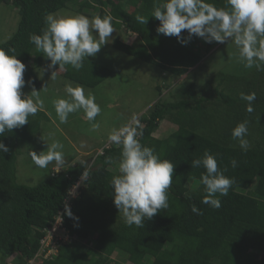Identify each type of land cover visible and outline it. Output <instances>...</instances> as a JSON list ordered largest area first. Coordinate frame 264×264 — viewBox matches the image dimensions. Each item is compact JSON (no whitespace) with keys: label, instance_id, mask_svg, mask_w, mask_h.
Here are the masks:
<instances>
[{"label":"trees","instance_id":"1","mask_svg":"<svg viewBox=\"0 0 264 264\" xmlns=\"http://www.w3.org/2000/svg\"><path fill=\"white\" fill-rule=\"evenodd\" d=\"M163 2V0H161ZM224 7L226 0H208ZM18 11V26L0 48L16 50L17 59L26 66L25 81L43 87L37 69L48 68L49 59L30 43L32 34L42 35L45 17L76 5L75 13L89 18L107 14L115 19V30L124 28L136 35L128 45L114 39L113 47L141 62L160 68L172 78H180L197 66L215 42L182 32L187 43L174 36L158 34L159 21L150 16L154 0H0ZM97 12V13H96ZM137 14L148 17L146 24L136 20ZM85 15V14H84ZM199 43L205 44L201 51ZM10 55L12 53H9ZM32 61V64L30 62ZM48 68L62 72V78L87 88L103 83L112 71L100 64L84 61L80 70L66 66ZM246 71V72H245ZM242 74L216 73L198 85L180 84L172 89L168 80L164 88L169 99H158L139 117L143 128L141 143L151 147L161 159L175 164L169 193V208L161 210L144 227L124 223L113 203L111 180L119 175L120 146L103 148L102 154L82 161H73L47 176L33 187L17 182V160L22 149L33 143L41 125L49 121L44 111L29 116L28 124L0 137L8 148L0 153V264H29L34 260L45 231L52 226L69 191L83 177L78 195L70 202L72 217L62 215V228L69 240L59 243L55 256L41 264H112L113 257H124L130 264H264V71L255 67ZM168 83V84H167ZM256 93L254 111H246L240 93ZM248 121L251 144L245 152L231 137V130ZM167 121L175 129L168 136L157 138L160 123ZM217 157L224 175L235 180L227 196L219 197L221 207L214 209L201 201L205 195L200 184L203 167L192 168L191 161L205 151ZM111 157L113 163H106ZM235 159L233 168L230 161ZM91 161V162H90ZM90 162V163H89ZM90 164L88 175H82ZM115 168L112 170V168ZM198 182L194 192L191 182ZM195 205L201 212H192Z\"/></svg>","mask_w":264,"mask_h":264},{"label":"clouds","instance_id":"2","mask_svg":"<svg viewBox=\"0 0 264 264\" xmlns=\"http://www.w3.org/2000/svg\"><path fill=\"white\" fill-rule=\"evenodd\" d=\"M150 16L159 21L156 28L158 34L174 36L182 44L187 43L181 36L185 30L189 40L196 36L206 43L223 44L231 41L238 49V61L245 68L255 67L258 71H264V0H226L224 7H217L208 0H154ZM148 17L137 14L136 20L144 25ZM114 19L110 14L103 17L97 15L91 19L79 13L60 16L47 14L42 35L32 34L29 41L49 59L48 68L58 65L60 70L66 71V66H71L78 71L88 57H94L102 46L110 42L112 34L116 32ZM25 70L26 66L17 59L15 49L5 51L0 48V137L28 124L29 116H35L44 108L41 90L37 91L33 87L30 94L22 91L26 83L31 84V81L26 82L24 79ZM39 74L42 77L43 71ZM50 77L53 80L56 78L55 71L51 72ZM42 89L47 91L46 83ZM66 93L68 98H59L53 105L59 122L65 124L70 114L83 110L85 119L91 122L92 130H97L99 123L94 121L100 115L101 107L96 103L95 95L90 91L86 94L82 85H69ZM239 95L241 100L246 101V111L252 113L256 93L242 92ZM248 134L246 120L231 130L232 139L238 141L239 147L245 152L251 147L246 138ZM142 137L143 128L136 114L127 124L114 128L108 136V140L113 143L108 147L117 145L121 148L120 174L111 180L113 203L122 214L124 223L137 228L144 227L146 220L169 208L168 190L172 186L175 167L170 160L161 159L153 148L144 146ZM63 147L62 143L54 141L50 146L47 145L46 152L37 154L30 151L29 155L34 164L42 169L55 162L58 172L65 163ZM108 147L105 145L103 148ZM8 151L9 148L0 141V153ZM106 163H113L112 158L106 157ZM84 164L85 161H82ZM230 164L235 168L237 161L232 159ZM191 167L205 169L199 178L205 192L201 202L219 209V197L229 194L235 180L224 175L226 169L222 170L217 157L207 150L201 158L191 161ZM89 168L90 164L82 175L87 176ZM82 181L83 177L78 182L81 184ZM191 210L197 215L202 214L195 205H192ZM65 214L72 217L67 206Z\"/></svg>","mask_w":264,"mask_h":264},{"label":"rangeland","instance_id":"3","mask_svg":"<svg viewBox=\"0 0 264 264\" xmlns=\"http://www.w3.org/2000/svg\"><path fill=\"white\" fill-rule=\"evenodd\" d=\"M77 8L78 6L71 5L70 8L59 10L53 14L57 16L76 14L75 10ZM84 12H86L84 13L85 15L91 13L90 10H85ZM18 21L17 9L11 5L0 3V43H4L11 38L18 26ZM114 39L130 45L135 41L136 35L126 31L124 28L116 30L112 34L109 43L102 46L94 57L87 58L112 71V74L99 86L95 88L83 86L86 94L90 91L95 95L96 103L101 107V113L94 121L99 123L97 130H92L91 122L85 119L83 110H78L70 114L67 123L61 124L59 122L53 106L54 101L59 98H68L66 87L69 85L72 87L78 85L60 77L61 71L56 72V78L53 80L50 77L51 72L48 68L45 67L44 69L43 67H39L37 69V75L39 79L46 82L47 91L42 89L41 86L35 87L32 83L30 85L26 83L22 89L25 94H30L33 87L37 91L41 90L40 96L44 101L42 111L48 116L49 121L42 123L39 132L35 135L33 143L24 147L21 155L18 157L16 168L17 182L19 184L33 187L44 180L50 170L56 171L55 162L49 164L47 168L42 169L34 164L29 155L30 151H34L37 154L42 151L46 152L47 145L50 146L54 141H59L64 146L62 151L64 152L65 163L62 168H65L72 160L87 162V158L97 156L102 152V148L105 145L111 146L113 144L108 140V136L114 128H120L127 124L133 114H136L138 118L146 114L148 108H151L159 97L155 90L156 86H160L163 98H170L168 97L169 89L164 88L168 80H170L168 83L171 88L174 89L182 83L187 85L190 82H196L198 85H203L218 72L223 74H242L245 69L248 71L254 69V67L251 69L245 68L238 61V49L233 42L230 41L223 44L215 42L213 44L215 47L204 55L197 66L190 68L180 78L171 80L170 78L172 77L167 72L160 70V68L145 64L130 55L114 49ZM204 47L205 44L199 43L201 51ZM30 64H32V61ZM40 71H43L42 77L39 74ZM174 129L175 127L172 124L167 121H162L159 130L155 132L154 136L157 138L166 137ZM82 142L84 144L83 148H81ZM114 169L113 167L112 170ZM198 185V182H191L189 191H196ZM76 189L77 185L74 189H71L70 193L74 195ZM46 236H49V232H45ZM56 236L62 241H65V235L59 231H57ZM47 246L49 247L47 255L50 252L54 254L58 243L54 246L47 244V242L43 243V248ZM45 256L42 255V258L37 257L35 260L32 259V264H41ZM112 259V264H130L124 257L119 258L114 255ZM13 261L14 259H10L9 263L12 264Z\"/></svg>","mask_w":264,"mask_h":264},{"label":"built area","instance_id":"4","mask_svg":"<svg viewBox=\"0 0 264 264\" xmlns=\"http://www.w3.org/2000/svg\"><path fill=\"white\" fill-rule=\"evenodd\" d=\"M108 146H106V147H108ZM76 185H77V189L75 190L74 195L72 193H70V191H71L70 190L68 197L64 201V207H63V209L58 212V214H57V216L55 218V221L52 224V226L45 231L47 233L49 232V236H46V237L44 236L45 238L43 237L44 239H42L40 241V248H39L36 256L34 257V260L37 257L42 258V255H46L45 257H43V259H47V258H51V256H55L57 249L54 251L55 252L54 254H52L50 252V254L47 255V252L49 250V247L47 246V247L43 248V243L47 242V244H49V245L51 244L52 246H54L56 243H58V244L60 242L61 243H64V242H67L69 240V237H68L67 233L61 227L62 226V215H63V212L65 210V206L69 207L70 202L73 199H75L77 197V195H78L77 194V191H78V189H79V187H80L81 184H80V182H77L75 184V186ZM75 186H73L71 189H74ZM67 199H68V201H67ZM57 231H59L60 233H62L63 235H65V237H64L65 238V241H62L59 237L56 236ZM32 262H33V260H32ZM32 262H30L29 264H32Z\"/></svg>","mask_w":264,"mask_h":264},{"label":"bare ground","instance_id":"5","mask_svg":"<svg viewBox=\"0 0 264 264\" xmlns=\"http://www.w3.org/2000/svg\"><path fill=\"white\" fill-rule=\"evenodd\" d=\"M66 232V231H65ZM69 237V236H68Z\"/></svg>","mask_w":264,"mask_h":264}]
</instances>
